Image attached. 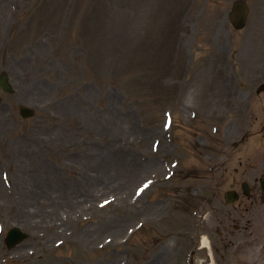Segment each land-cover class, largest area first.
<instances>
[{
    "label": "rangeland",
    "instance_id": "1",
    "mask_svg": "<svg viewBox=\"0 0 264 264\" xmlns=\"http://www.w3.org/2000/svg\"><path fill=\"white\" fill-rule=\"evenodd\" d=\"M232 1L0 0V264H187L216 240L234 168L253 177L264 149V0L242 30Z\"/></svg>",
    "mask_w": 264,
    "mask_h": 264
},
{
    "label": "flooded vegetation",
    "instance_id": "2",
    "mask_svg": "<svg viewBox=\"0 0 264 264\" xmlns=\"http://www.w3.org/2000/svg\"><path fill=\"white\" fill-rule=\"evenodd\" d=\"M249 191L247 195L242 194V197L230 201V204L227 203L228 200H225L227 204L223 205L222 214L213 218L217 234L216 240L211 242V260L214 264L218 263L216 254L220 255L219 260L228 259L227 256H238L245 253L249 246L253 248L257 245L260 236L263 237V231L260 233V229H256L259 220L253 217L260 210L264 212L263 193L256 185L249 187ZM211 210L216 215L215 209ZM203 260L204 264H210L208 257L204 256ZM236 264L247 263L237 261Z\"/></svg>",
    "mask_w": 264,
    "mask_h": 264
},
{
    "label": "water",
    "instance_id": "3",
    "mask_svg": "<svg viewBox=\"0 0 264 264\" xmlns=\"http://www.w3.org/2000/svg\"><path fill=\"white\" fill-rule=\"evenodd\" d=\"M234 5H235V9L231 13V19H232V22L234 23L235 27L239 28V27L243 26L244 20L246 17L245 4L242 1H237V2H235ZM0 84H1L0 85L1 87L8 90V86L4 80Z\"/></svg>",
    "mask_w": 264,
    "mask_h": 264
},
{
    "label": "bare ground",
    "instance_id": "4",
    "mask_svg": "<svg viewBox=\"0 0 264 264\" xmlns=\"http://www.w3.org/2000/svg\"><path fill=\"white\" fill-rule=\"evenodd\" d=\"M204 243H205V241H204Z\"/></svg>",
    "mask_w": 264,
    "mask_h": 264
}]
</instances>
